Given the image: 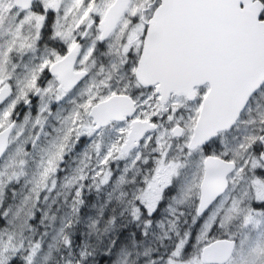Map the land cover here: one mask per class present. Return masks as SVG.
<instances>
[{"label":"snow or ice","instance_id":"1","mask_svg":"<svg viewBox=\"0 0 264 264\" xmlns=\"http://www.w3.org/2000/svg\"><path fill=\"white\" fill-rule=\"evenodd\" d=\"M12 8L16 12L6 20ZM4 33L12 40L0 52V96L11 93L13 47L35 50L48 33L56 46L46 45L41 62L17 82V100L28 103L33 92L42 100L53 93L59 99L103 56L106 79L123 72V91L131 94L112 92L108 99L121 102L124 112L106 117L103 111L112 109H94L95 122L125 119L137 106L140 114L124 146L114 144L102 163L113 151L126 155L146 130L154 133L153 158L144 160L146 171L137 174L140 187L125 212L147 237L158 210L166 211L157 223L163 229L166 222L176 239L155 257L153 248L133 253L112 241L102 255L106 264H141L142 257V264H264V0H0ZM49 74L52 80L42 88ZM14 107L0 113V147L13 127ZM93 130L85 125L77 135ZM63 147L48 159L38 187L55 172ZM80 196L77 191L74 214ZM6 223L0 218V225ZM5 231L0 229V264H7L9 249L15 251L11 234L4 242ZM61 235L69 249L66 264H90L89 245L82 242L73 253L63 228ZM39 248L32 247L33 255Z\"/></svg>","mask_w":264,"mask_h":264},{"label":"rangeland","instance_id":"2","mask_svg":"<svg viewBox=\"0 0 264 264\" xmlns=\"http://www.w3.org/2000/svg\"><path fill=\"white\" fill-rule=\"evenodd\" d=\"M14 14V12L8 14L9 20ZM6 17L5 14V19ZM23 53L25 54L26 50ZM34 60L33 56H29L28 60L22 61L21 66L26 68L27 72L18 81H23L29 70L41 62L35 64ZM8 72L11 73L10 77L18 75L16 67L9 66ZM18 93L17 87L16 94ZM76 99L77 97L74 94L61 96L59 99H57V95H45L43 100L47 102V104H44L47 107L44 111L47 112L43 113V111L33 115L30 112L24 118L21 127L14 133L15 148L9 153L6 162L8 173H5L4 181L0 183V210L5 206L4 216L6 221L10 222L6 223L4 228L6 231L3 240L7 243L8 235L11 234L13 236L12 243L15 246V251L9 249L5 253L9 257L7 264L19 252L23 253L27 260L28 256L33 255L32 247L36 244H39L40 248L33 255L31 264H66L69 249L63 243L62 228L64 234H68L74 244L73 253L79 251L78 246L82 242L88 244L89 250L92 252L97 247L105 250L110 242L117 241V230L116 226L109 225V222L104 220L103 210L110 202L118 204L116 199L121 200L122 193L127 195L122 186L128 182V172L130 170L136 172L141 169L140 162L144 164L145 159L153 158L150 153L155 145L149 141L145 142L141 149L126 157L121 174L115 178L114 182L112 179V183L107 185L105 190L106 201L103 202L93 192V187L98 184L97 174L100 171L102 161L114 144L118 147H120V144L113 140L108 143L105 141V150L101 153L100 133L92 132L89 135V140L77 152L80 154L78 166H73L69 173L70 164H68L64 167L63 172H60L59 165L66 153V150L62 151L60 158L56 161L55 172L49 175L43 187H38L37 181L40 179L43 168L47 165L48 159L59 149V145L62 143L66 145V141L70 140L71 145L74 146L77 141L72 138L73 134L83 126H89L86 122L87 112L84 107L86 102L85 100L80 101V97ZM63 100H73L74 103L69 104V107H67L62 103ZM53 101L57 102L54 114L57 123L51 120L52 112H54L51 105ZM49 125L55 132L53 136H49L50 133L47 127ZM116 131L119 132L118 129ZM65 136L68 137L66 141L64 140ZM21 137L23 138L20 142ZM146 144L148 147H145ZM21 148L23 152L19 151ZM117 154L118 152L113 151L112 156L108 157V161L114 160ZM75 158H77V155ZM13 173H16V175L12 176ZM10 176H12L11 179H9ZM121 177H124L123 183L120 181ZM9 186L11 190L7 195L6 188ZM47 187L49 188L48 194L42 196L43 190ZM138 189L132 193V196ZM77 191L81 193L79 199L82 203L78 205L79 211L74 214L73 203L77 199ZM85 195H92L93 198L90 203H87ZM123 211L125 212V209ZM158 213H162L165 217L168 215L166 211L162 210H158ZM162 220H153L150 236L143 244L144 249L149 247L155 249L152 254L155 252L156 255L176 239L175 231H170L166 222L163 229L159 227L157 221ZM66 225L70 226L66 227ZM152 228L161 229V235H157ZM164 231L169 232L168 237L163 236ZM118 244L123 250L132 251L133 253L136 251L143 252L144 250L137 248L132 238L129 239L128 236L124 242L120 240ZM159 247H163L162 250ZM144 259L147 258L142 257L141 264ZM27 264H29L28 260ZM102 264H106V262L103 261Z\"/></svg>","mask_w":264,"mask_h":264},{"label":"flooded vegetation","instance_id":"3","mask_svg":"<svg viewBox=\"0 0 264 264\" xmlns=\"http://www.w3.org/2000/svg\"><path fill=\"white\" fill-rule=\"evenodd\" d=\"M16 12L15 8L10 9V12L5 13L7 15L6 20H9L8 14ZM28 31L27 25L24 26V31L23 34H26ZM12 40V37L6 33L0 34V52H3L7 49L9 42ZM48 47H55L56 42L51 40L49 38V34L45 33V35L38 40L35 50H26V53L24 54L23 51L18 50V45L16 47H13L12 51L9 53V63L7 64V69L9 66H15L16 67V72H18V75H15L10 77V79L7 81L11 85V93L10 94H5L3 96H0V113L3 111L7 110L9 107L13 106V103L15 102V107H14V113L10 117V122L13 124L12 128V133H11V141H10V147L9 151L5 152L1 157H0V183L4 181V176L5 173H8V167H7V158L9 156V153L12 152L15 148L14 144V133L16 130L21 127L22 122L24 118L31 112L33 114H39L41 113L40 108L44 105L47 104L45 100H42L40 95L36 93H32L28 96V103L24 102V99L21 98L20 100H17V97L19 95L16 94L17 92V85H16V80L18 82V79H22V75L25 74L26 68L22 67L21 64L23 63L22 61L28 60L29 56H33L36 60H34V63L37 64L39 61H41V57L44 56L45 54V46ZM38 57V59H37ZM25 58V59H24ZM14 68V67H13ZM77 68L79 69V61H77ZM101 68L104 69V74H101ZM108 58L100 56L98 57L97 64L95 67L90 69L88 72L85 73V75L82 78L78 79V82L74 85L72 89H70L66 94L63 96L67 95H75L78 99L80 97L81 100H85L86 104L89 105L86 108V122L90 127H92L94 130L93 132L100 133V148L102 149L101 153L104 152L105 150V145L104 142L106 141L107 143L113 140L114 142L116 141L117 143L120 144V147L124 146V141L128 137L129 131L132 130V127L134 125V122L137 119V116L140 114V109L139 107L133 108V111L131 113H127L125 115V119H116L112 118L108 121L106 124H97L95 122V117L91 115L93 109L95 106L100 105V110L98 111H103V108L106 110L108 109L107 106H112V108L115 110L114 114H108L105 115L104 111L103 114L107 116H114L118 114L119 112H124V107L121 102L116 101L115 99L111 100L110 102L106 103L109 101L108 97L111 95L112 92H116L117 95H125V94H131V89L129 88L128 93H125L123 91V88L128 84V81L126 79L122 80L121 77L124 75L123 72H115L110 79H106L107 73H108ZM52 80L51 74L48 76L42 77L41 80V87H47L48 82ZM101 81H104L103 84H101ZM51 96V95H49ZM53 96H56V93H53ZM76 99V100H77ZM65 106L69 107V104H73L74 101H66L63 100ZM143 103V101H141ZM53 107L54 112H52V122L57 123L56 118L54 117L55 114V109L57 106V102H54L51 104ZM106 105V106H105ZM118 106V107H117ZM47 111H44L43 113H46ZM49 129V136L50 135H55V132L51 125L47 126ZM119 130L117 132L116 130ZM123 130V131H121ZM2 131V130H0ZM94 134V133H93ZM82 135V136H81ZM77 135V132H75L72 136L74 140H76V144L71 145V141L68 140L66 141V145L63 147V151L66 150L65 155L63 156L62 163L59 165L61 169L60 172H63L64 167H66L68 164H70V168L68 172L70 173L72 170L73 166H78V157H80V154L77 153L89 140V135L88 134H81ZM154 133L151 130H147L143 137L140 139V143L138 146L130 149L126 155L120 156L118 153L114 160H109L107 163H102L101 168L99 171L98 175V184L99 187L94 186L93 187V192L97 194L98 199L101 201L105 202L106 201V193L105 190L107 188V185L115 181V178L118 177L121 172L123 171L124 167V161L126 157H129L133 153H135L137 150L141 149L143 144L147 141H149V137L153 136ZM23 137L20 138V142ZM115 139V140H114ZM19 142V144H20ZM150 142V141H149ZM151 143V142H150ZM41 145V144H40ZM80 146V147H79ZM77 155V158L75 156ZM141 169L137 170L136 172L134 170H130L128 172V182H126L122 188L123 190L127 193L124 197H122L121 200L116 199L117 203L110 202L108 206L106 207L104 211V220L109 222V225L116 226L117 230V241L121 240V237H126L132 238L134 241L135 246L139 248L140 250L144 249L143 244L144 241L150 236L151 230L149 232V235L147 237H144L141 235V229L137 228L135 225V222H129L130 218L127 215L126 212L123 210L126 207V202L127 200L132 198V193L140 187L139 184L134 183V181L137 180V174L138 173H143L146 171L144 168V164L140 162ZM109 173V178L106 183H100V181L103 179V176ZM88 184V182H86ZM8 188V187H7ZM6 188V189H7ZM102 194V196H101ZM94 195V194H92ZM92 195L91 196H86L85 198L87 199V203H90L92 201ZM112 217H115V222L110 223V220ZM165 216L162 213H158L155 216L154 220H162ZM183 221V219L181 220ZM182 223V222H179ZM118 225V227H117ZM181 226V224H180ZM156 232V234L162 233L161 229L157 228H152ZM107 232V231H106ZM136 233V237L134 238L131 234ZM125 241V240H124ZM163 247H159L160 250H162ZM156 253L154 252L152 254L153 257H155Z\"/></svg>","mask_w":264,"mask_h":264},{"label":"trees","instance_id":"4","mask_svg":"<svg viewBox=\"0 0 264 264\" xmlns=\"http://www.w3.org/2000/svg\"><path fill=\"white\" fill-rule=\"evenodd\" d=\"M0 218H1V216H0ZM180 224H181V226H180ZM5 226H6L5 224L0 225V229H3ZM186 227H187V225L183 224V222L178 224V229L180 231H183V229ZM73 236L77 237L78 235H73ZM108 236H109V234H108ZM124 240H125V238L121 237V241L124 242ZM75 243H76V241H75ZM104 251L105 250H101L100 247H97L93 252L94 257L90 260V264H102V262L104 261L102 259V255H103ZM8 264H27V260L24 256V254L19 252L15 257H13V259H11V261Z\"/></svg>","mask_w":264,"mask_h":264},{"label":"water","instance_id":"5","mask_svg":"<svg viewBox=\"0 0 264 264\" xmlns=\"http://www.w3.org/2000/svg\"><path fill=\"white\" fill-rule=\"evenodd\" d=\"M111 100H109V101H107L106 103H108V102H110ZM106 106V105H105ZM108 107V109H112L111 111H104V113H105V115H108V114H114L115 112V110L112 108V106H107ZM94 109L95 110H100V105H97V106H95L94 107ZM93 109V110H94ZM103 110H106L105 108H103ZM93 112V111H92ZM99 125V124H98ZM134 126V125H133ZM131 131H134V127H132V130ZM147 131V130H146ZM145 131V132H146ZM144 132V133H145ZM9 133H10V131L6 134V136H5V138L3 139V141H2V147H0V156H1V154L4 152V150L6 149V147H7V145H8V139H9ZM143 137V136H142ZM142 137H140V138H138L137 139V141H136V143L133 145V147H131L130 149H132V148H134V147H136V146H138L139 145V143H140V139L142 138ZM129 149V150H130ZM128 150V151H129Z\"/></svg>","mask_w":264,"mask_h":264},{"label":"bare ground","instance_id":"6","mask_svg":"<svg viewBox=\"0 0 264 264\" xmlns=\"http://www.w3.org/2000/svg\"><path fill=\"white\" fill-rule=\"evenodd\" d=\"M25 59V58H24ZM37 59H38V57H37ZM36 60V59H35Z\"/></svg>","mask_w":264,"mask_h":264}]
</instances>
